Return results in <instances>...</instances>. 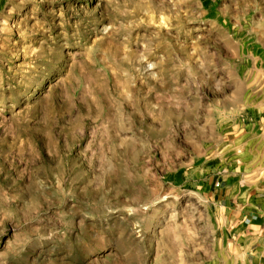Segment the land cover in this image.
<instances>
[{"label":"rangeland","instance_id":"1","mask_svg":"<svg viewBox=\"0 0 264 264\" xmlns=\"http://www.w3.org/2000/svg\"><path fill=\"white\" fill-rule=\"evenodd\" d=\"M263 177L264 0H0V264H255Z\"/></svg>","mask_w":264,"mask_h":264},{"label":"crops","instance_id":"2","mask_svg":"<svg viewBox=\"0 0 264 264\" xmlns=\"http://www.w3.org/2000/svg\"><path fill=\"white\" fill-rule=\"evenodd\" d=\"M231 194L229 198H236L233 211L240 213L244 220L230 230V244L246 257H253L255 264H264V177ZM236 236H239L237 241L234 240ZM240 241H245L244 245Z\"/></svg>","mask_w":264,"mask_h":264}]
</instances>
